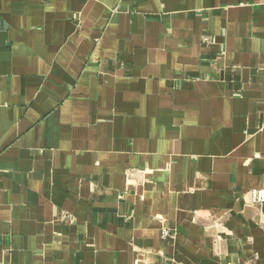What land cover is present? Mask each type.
I'll return each instance as SVG.
<instances>
[{"label": "crops", "instance_id": "1", "mask_svg": "<svg viewBox=\"0 0 264 264\" xmlns=\"http://www.w3.org/2000/svg\"><path fill=\"white\" fill-rule=\"evenodd\" d=\"M252 189L264 0H0V264H264Z\"/></svg>", "mask_w": 264, "mask_h": 264}, {"label": "built area", "instance_id": "2", "mask_svg": "<svg viewBox=\"0 0 264 264\" xmlns=\"http://www.w3.org/2000/svg\"><path fill=\"white\" fill-rule=\"evenodd\" d=\"M249 193L253 203L264 204V189H252ZM168 232V230H164V235L168 234Z\"/></svg>", "mask_w": 264, "mask_h": 264}]
</instances>
